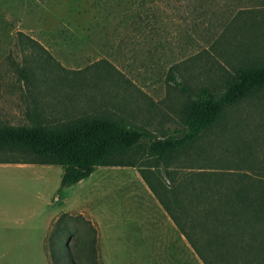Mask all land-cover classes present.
<instances>
[{"label":"rangeland","instance_id":"1","mask_svg":"<svg viewBox=\"0 0 264 264\" xmlns=\"http://www.w3.org/2000/svg\"><path fill=\"white\" fill-rule=\"evenodd\" d=\"M262 64L264 0H0V126L106 117L161 137L183 130V87L220 91ZM33 159L0 149V264H51L57 227L83 264H204L169 212L264 181V89L164 162L137 145L60 188L62 166Z\"/></svg>","mask_w":264,"mask_h":264},{"label":"trees","instance_id":"2","mask_svg":"<svg viewBox=\"0 0 264 264\" xmlns=\"http://www.w3.org/2000/svg\"><path fill=\"white\" fill-rule=\"evenodd\" d=\"M263 89L264 64L238 68L233 80L220 91L201 87L192 93L183 87L189 99L183 130L161 137L106 117L54 128L41 124L33 113L30 125L0 126V149L23 147L35 157L29 163L61 165L59 187H69L99 166L125 164L114 160L137 145H144L157 162L166 161L191 145L226 107ZM202 179L205 182L206 178ZM244 185L238 177L215 194L195 192L189 202L195 207L188 209L183 202L169 212L204 264H255L256 259L264 258V181L252 193ZM56 233L51 232L47 244L51 264H83L78 250L68 247V239L59 243ZM88 264L98 263L91 256Z\"/></svg>","mask_w":264,"mask_h":264},{"label":"crops","instance_id":"3","mask_svg":"<svg viewBox=\"0 0 264 264\" xmlns=\"http://www.w3.org/2000/svg\"><path fill=\"white\" fill-rule=\"evenodd\" d=\"M18 166H27V165H31V164H26V163H21V164H16ZM62 172H63V168L61 170V175H62Z\"/></svg>","mask_w":264,"mask_h":264}]
</instances>
